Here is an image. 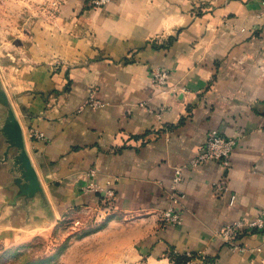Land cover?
I'll return each mask as SVG.
<instances>
[{
	"label": "crops",
	"instance_id": "obj_1",
	"mask_svg": "<svg viewBox=\"0 0 264 264\" xmlns=\"http://www.w3.org/2000/svg\"><path fill=\"white\" fill-rule=\"evenodd\" d=\"M87 1L27 12L11 26L24 46L0 42V92L42 189L6 199L16 189L15 150L0 103V239L25 243L78 211L105 222L108 243H123V256L142 264H173L172 250L210 264H264V229L239 234L240 248L222 232L264 210V8L258 0ZM154 67L168 72L166 86L152 83ZM213 129L237 138L229 165H192ZM169 207L182 221L161 229Z\"/></svg>",
	"mask_w": 264,
	"mask_h": 264
},
{
	"label": "rangeland",
	"instance_id": "obj_2",
	"mask_svg": "<svg viewBox=\"0 0 264 264\" xmlns=\"http://www.w3.org/2000/svg\"><path fill=\"white\" fill-rule=\"evenodd\" d=\"M51 1L0 0V25L2 29L8 31L0 33V42L4 40L15 43L17 47L24 46L25 35L12 32L11 26L22 24L27 20L24 18L27 12L42 10L49 3L51 10H56L59 0ZM107 1L88 0L85 5L102 7ZM258 3L261 8H264V0H258ZM197 11L199 10L197 9ZM254 32L251 33L252 36H257L258 34H254ZM2 167L0 166V169ZM4 190H6L5 186ZM14 198H16L15 195L8 196L6 199L9 202V200H15ZM159 222H161L160 219ZM248 230L250 229H242L241 232L247 234L250 232ZM112 233L114 231L107 229L105 222H99L95 225L91 223V216L88 213L71 211L61 221L53 223L25 243L11 244L0 239V264H142L143 259L130 260L123 256L122 249L126 248L123 243H108V236ZM175 253L177 252L174 250L169 252L172 262L173 259L170 254ZM179 254L188 256V259L180 264L198 262L207 264L209 262L205 257L193 252Z\"/></svg>",
	"mask_w": 264,
	"mask_h": 264
},
{
	"label": "built area",
	"instance_id": "obj_3",
	"mask_svg": "<svg viewBox=\"0 0 264 264\" xmlns=\"http://www.w3.org/2000/svg\"><path fill=\"white\" fill-rule=\"evenodd\" d=\"M151 81L155 86L158 87L166 86L168 82V72L165 69L154 67L151 70ZM97 104L99 103H94V105ZM33 134L37 138H43L42 133L34 132ZM236 143H237V138L225 136L217 129L210 130L207 133L205 142L199 147L196 156L193 158L191 163L192 165H197L212 160V161H217L226 167L229 165V158ZM179 172L180 171L177 170L176 173L177 175L175 176L174 179L175 181L178 180ZM88 187L93 188L94 183H89L87 185V188ZM223 187L224 185H222L220 182L213 183V188L215 189V191H221ZM172 189L174 190L172 195L173 194L175 195V193L178 194L179 191L175 186H173ZM160 221H161L160 223L161 229H164L167 226H176L181 223L182 214L180 211H176L175 209L169 207L161 212ZM255 228L259 230L264 229V210L253 221L247 223L236 221L235 223L222 228V232L227 242H229L233 248H240L238 244H235L234 242L235 238L240 233L242 234L241 232L242 229L251 230Z\"/></svg>",
	"mask_w": 264,
	"mask_h": 264
},
{
	"label": "water",
	"instance_id": "obj_4",
	"mask_svg": "<svg viewBox=\"0 0 264 264\" xmlns=\"http://www.w3.org/2000/svg\"><path fill=\"white\" fill-rule=\"evenodd\" d=\"M0 103L6 108V117L1 128L2 134L8 142V147L15 150L12 156L13 172L15 177L13 185L15 186V197L29 199L34 195L41 193L37 174L31 164L29 156L25 150L23 136L19 122L9 107L7 100L0 92Z\"/></svg>",
	"mask_w": 264,
	"mask_h": 264
},
{
	"label": "trees",
	"instance_id": "obj_5",
	"mask_svg": "<svg viewBox=\"0 0 264 264\" xmlns=\"http://www.w3.org/2000/svg\"><path fill=\"white\" fill-rule=\"evenodd\" d=\"M170 255H171V258L173 259V264H180L182 261H185L186 259H188V256L184 254L175 253V254H170Z\"/></svg>",
	"mask_w": 264,
	"mask_h": 264
}]
</instances>
